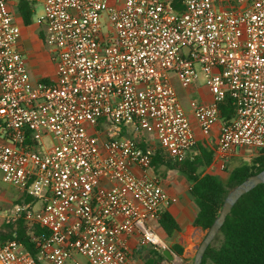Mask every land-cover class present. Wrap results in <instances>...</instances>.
Returning <instances> with one entry per match:
<instances>
[{
  "label": "built area",
  "instance_id": "2783aa9c",
  "mask_svg": "<svg viewBox=\"0 0 264 264\" xmlns=\"http://www.w3.org/2000/svg\"><path fill=\"white\" fill-rule=\"evenodd\" d=\"M14 1L42 6L52 80H31ZM173 77L185 89L206 80L211 102L190 107L205 139L219 127L210 169L225 171L238 150L264 152V0H0V175L33 199L0 209V229L25 222L36 249L14 232L0 264H143L136 250L162 253L149 221L178 200L154 174L157 145L122 133L154 135L172 163L194 157Z\"/></svg>",
  "mask_w": 264,
  "mask_h": 264
},
{
  "label": "trees",
  "instance_id": "16d2710c",
  "mask_svg": "<svg viewBox=\"0 0 264 264\" xmlns=\"http://www.w3.org/2000/svg\"><path fill=\"white\" fill-rule=\"evenodd\" d=\"M17 10L25 26L33 24L34 4L19 1ZM220 109L223 120H231L234 117V108L229 98L220 104ZM122 136L131 137L142 148L151 144L145 135L135 131L127 133L125 129ZM196 149L198 151L193 158L181 163H172L164 157L157 145L152 166L154 171L161 167L174 170L190 181L189 194L197 206L194 226L206 233L218 217L228 193L248 177L264 170V152L260 151L250 163H243L235 168L227 182H224L218 176L201 171L212 165L213 148L197 145ZM22 198L19 203L33 201L25 194ZM158 223L169 237L180 231L178 223L167 211H160ZM7 228L9 232L1 234L2 242L15 238L13 233L17 232L16 239L23 243L32 254L36 253L25 222H20L16 230L13 226ZM43 232L42 229L36 228L38 235ZM171 250L178 256H182L184 252V249L179 246H173ZM149 253L151 258L144 264H161L164 261L160 252L152 249ZM203 264H264V184L245 194L234 206L220 233L207 249Z\"/></svg>",
  "mask_w": 264,
  "mask_h": 264
},
{
  "label": "crops",
  "instance_id": "0c3cea01",
  "mask_svg": "<svg viewBox=\"0 0 264 264\" xmlns=\"http://www.w3.org/2000/svg\"><path fill=\"white\" fill-rule=\"evenodd\" d=\"M14 15L17 23L19 24L22 30L20 48L22 52L24 51V49H26V47L31 49V51H29L30 58H28L27 60V65L32 82L35 83L38 81L52 80L55 75V66L50 61V57L41 52L40 47L37 44V40H36L37 39L36 31L31 32L30 30L31 28H35L37 25L32 24L27 27L24 25L22 18L18 12L14 13ZM32 43H34L35 45ZM176 91L179 95L180 101H183V99L186 100L188 99L189 101L190 109H187L185 107L184 109L188 114L192 125L195 128V132L198 138L197 145L209 146L213 148V145L216 143L218 138L219 127L218 126L215 127L211 137L209 139H205L197 127V122L193 116V112L190 107V100L192 99H196L199 102H203V103L211 102L212 95L208 87L206 86V84L204 86H200L199 83H197L196 85L188 89L181 87V89L178 90L176 88ZM197 151L198 150L195 148L194 153H196ZM210 167L208 169H210ZM212 174L219 177V175L216 173H212ZM161 183L165 188V190H167V192L171 196L176 197L178 200L177 203L172 204L169 208L164 209V211L170 213L171 216L176 220V222L179 225L180 231L174 233L171 237H169L165 233V231L160 227L158 221H155L153 222V225L151 224L150 225L152 226L154 232L164 242L165 249H170L172 255L175 257L174 264H193L194 256L196 254L197 248L205 237V232L202 229L194 226V221L197 215V206L195 205V202L193 201V199L189 194V189L186 192H178L177 191L178 189L176 190L174 187L168 186L167 182L161 181ZM155 224L157 225L155 226ZM132 244L134 246L135 242L132 241ZM173 246H179L184 249L182 256H178L171 250ZM152 249H153L152 247H143L141 250H136L135 256L144 264L146 260L151 258L149 252ZM161 264H167L165 262V258Z\"/></svg>",
  "mask_w": 264,
  "mask_h": 264
},
{
  "label": "rangeland",
  "instance_id": "374dc122",
  "mask_svg": "<svg viewBox=\"0 0 264 264\" xmlns=\"http://www.w3.org/2000/svg\"><path fill=\"white\" fill-rule=\"evenodd\" d=\"M17 1H14L12 9L13 13L18 12L17 11V6H18ZM16 6V7H15ZM42 13V6L41 5H35V14H34V18H33V24L37 25L35 28H31V32L36 31V40H37V44L40 47V50L42 53H44L45 55L50 57V61L52 62V58L55 57L56 55V48L53 47L52 45H49L46 41V34H45V30L44 27L41 25H38V18L40 16V14ZM36 43V42H34ZM32 43V44H34ZM35 45V44H34ZM28 51V53H27ZM29 51H31V49L27 48L24 49L23 54H24V58L26 60H28V58H30V54ZM53 63V62H52ZM174 80V85L175 87L179 90L181 89V85L179 84V82L176 80L175 77H173ZM49 81V80H47ZM206 84V80L203 79V77L200 78V82L199 85L200 86H204ZM183 107L190 109L189 108V101L188 99H183V101H181ZM134 129L133 128H129V132H132ZM150 142L154 145H158L157 141H156V137L154 135H148L147 137ZM44 142L46 145H51L53 143L52 141V137L51 136H46L43 138ZM260 151L257 150H253V149H243V150H238L237 154L235 156H233L231 159H229L228 164H227V168L225 169V171H220L217 169H204L201 171H203L202 173L206 172V173H216L219 175V177L224 181L227 182L230 173L237 168L238 166L242 165L243 163H250L257 155H259ZM154 174L160 178L161 181L163 182H167L166 184L170 187H174L178 192H186L190 186L191 183L190 181L182 174L174 171V170H170L168 168L165 167H161L158 170L154 171ZM23 193L14 188L13 186L5 183L3 181L2 176L0 175V209L3 208H7V207H11L15 204H19V201L22 200L23 198ZM22 203V202H21ZM153 222L150 220L149 223L151 225H153ZM157 224H155L156 226ZM9 229L7 227H3L0 229V242H2L1 240V234H5L8 233ZM78 264H89L88 261L81 256H77L76 257ZM44 264H48V263H44ZM68 264H75L73 262H69Z\"/></svg>",
  "mask_w": 264,
  "mask_h": 264
},
{
  "label": "water",
  "instance_id": "95a60500",
  "mask_svg": "<svg viewBox=\"0 0 264 264\" xmlns=\"http://www.w3.org/2000/svg\"><path fill=\"white\" fill-rule=\"evenodd\" d=\"M262 184H264V170L258 174L248 177L244 182L236 186L228 193L218 217L214 221L211 228L205 233L204 239L197 248L193 264H203V259L207 249L220 233L228 215L232 212L234 206L245 194L251 192ZM162 256L165 258V262L167 264L175 263V257L172 255L170 249H164L162 251Z\"/></svg>",
  "mask_w": 264,
  "mask_h": 264
}]
</instances>
